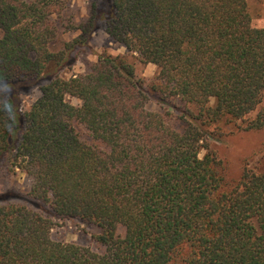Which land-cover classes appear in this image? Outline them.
<instances>
[{
  "label": "trees",
  "instance_id": "16d2710c",
  "mask_svg": "<svg viewBox=\"0 0 264 264\" xmlns=\"http://www.w3.org/2000/svg\"><path fill=\"white\" fill-rule=\"evenodd\" d=\"M72 1L0 0V169L31 181L26 201L0 195V264H264V166L230 178L211 147L220 124L264 129L249 0H90L81 19ZM99 28L127 55L62 76ZM39 80L22 108L17 88ZM66 220L95 248L54 240Z\"/></svg>",
  "mask_w": 264,
  "mask_h": 264
},
{
  "label": "rangeland",
  "instance_id": "374dc122",
  "mask_svg": "<svg viewBox=\"0 0 264 264\" xmlns=\"http://www.w3.org/2000/svg\"><path fill=\"white\" fill-rule=\"evenodd\" d=\"M90 0H73L70 13L76 19H81L89 15ZM249 9L252 15V22L255 26L264 27V0H249ZM79 35L78 31H69L62 33L53 49L59 50L64 48L67 41H71ZM107 51L113 55H127L126 48L118 42L112 40L109 35L102 29L96 30L87 45L78 46L73 50L71 58L74 59L70 66L61 69V75L68 78L74 73L85 71L91 63L97 60L101 52ZM142 69L147 84L156 81L158 68L154 64H142L137 62ZM44 80L34 82L28 88H17L18 102L22 108L29 107L41 95L39 86ZM68 101L78 104L80 101L74 97H68ZM213 103V102H212ZM149 107L158 109L156 102L151 101ZM264 108V102L259 109ZM258 109V110H259ZM257 110V111H258ZM257 111L251 114L254 117ZM221 132L224 134L223 141L212 140L211 147L228 164L230 178H237L241 173L242 165L245 161L250 162L252 166H264V150L260 148L264 144V129L262 131H242L234 124H220ZM218 129V130H220ZM83 139H89V133L86 128L80 127ZM260 151L254 155L255 151ZM201 150V156L205 154ZM254 155V156H253ZM31 181L23 172L17 174H8L4 169H0V195H8L15 200L26 201L25 196L29 192ZM85 224H78L71 220L60 221L52 231V238L57 241L76 242L81 245H91L95 248L91 236V228ZM95 229V228H94Z\"/></svg>",
  "mask_w": 264,
  "mask_h": 264
}]
</instances>
